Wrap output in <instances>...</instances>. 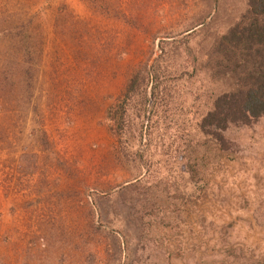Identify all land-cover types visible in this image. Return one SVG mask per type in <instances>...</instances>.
<instances>
[{"label": "rangeland", "instance_id": "1", "mask_svg": "<svg viewBox=\"0 0 264 264\" xmlns=\"http://www.w3.org/2000/svg\"><path fill=\"white\" fill-rule=\"evenodd\" d=\"M246 8L0 0V264H264V116L202 127Z\"/></svg>", "mask_w": 264, "mask_h": 264}, {"label": "trees", "instance_id": "2", "mask_svg": "<svg viewBox=\"0 0 264 264\" xmlns=\"http://www.w3.org/2000/svg\"><path fill=\"white\" fill-rule=\"evenodd\" d=\"M26 34L25 39L31 38ZM5 35L0 30V40ZM31 43L32 38L26 42L29 55L33 53L28 46ZM213 46L221 56L216 63L218 73L233 76L236 88L216 99L202 127L207 135L223 139L217 130L225 132L231 125H250L264 116V0H247L246 11L224 35L216 39ZM135 86L136 79H132L118 100L123 104L118 106L117 113L125 110L126 100Z\"/></svg>", "mask_w": 264, "mask_h": 264}]
</instances>
